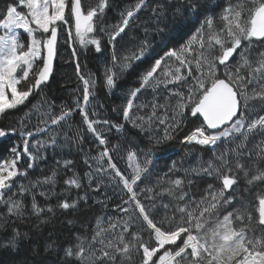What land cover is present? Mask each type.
<instances>
[{
    "label": "snow or ice",
    "instance_id": "snow-or-ice-1",
    "mask_svg": "<svg viewBox=\"0 0 264 264\" xmlns=\"http://www.w3.org/2000/svg\"><path fill=\"white\" fill-rule=\"evenodd\" d=\"M64 46L81 87L57 105L44 93ZM90 46L99 76L82 71ZM98 86L110 97L123 89L121 102H98ZM189 120L179 143L196 163L172 160L158 174V153ZM10 136L19 142L0 160V264H264V0H2L0 147ZM108 188L116 214L88 231L78 214L101 191L95 203L107 208Z\"/></svg>",
    "mask_w": 264,
    "mask_h": 264
},
{
    "label": "trees",
    "instance_id": "trees-1",
    "mask_svg": "<svg viewBox=\"0 0 264 264\" xmlns=\"http://www.w3.org/2000/svg\"><path fill=\"white\" fill-rule=\"evenodd\" d=\"M2 2V0H0ZM96 0H93V3H95ZM121 6H124L126 4H129L132 2V0H119ZM109 17L112 18L113 22H115V16L112 12L108 13ZM148 17V12L145 11L141 14V20H144ZM194 31V29H193ZM188 32V29H183L178 35H173L172 37L169 38L168 43L170 46H178L179 43H182L183 39H187V36L185 33ZM132 35L137 36V37H143V29L142 27H135L134 26V32ZM149 39L152 40L154 46H156V50L160 55H163V52L161 51L163 44L162 40L163 38L160 35H155L154 37L150 36ZM127 43L126 41H121V44ZM119 49V45L117 46ZM70 49L65 46V50L63 51V56L61 57L60 60L57 62V69H58V75H56L55 82L51 84L50 89L46 90L44 93V96L47 97L48 99L54 100L57 105H62L63 103L67 102L69 104L72 103V100L75 95L78 93L75 91L79 87H81L74 71V65L71 62L70 58ZM82 61V71H87L91 73H96L97 76L100 75L101 69L103 67V57L95 53L91 46L88 51L87 57H81ZM144 65H141V68H143ZM123 87H132L136 84V76H126L124 81L122 82ZM123 94V89L121 93H118L116 97H110L106 95L105 90L102 87H97L95 90V95L98 97V102H102L105 104V106L112 104L113 102L115 103H120V96ZM41 100V97H35L32 98V102L34 104H39ZM27 111V109H23L19 112H17V118L19 116L23 115V112ZM195 118H193L194 120ZM74 120L76 122H79L80 117L78 115H74ZM37 120L35 116H33L31 120V125L36 124ZM193 127L192 120H189L187 123V126L184 128V130L179 134L176 140L170 142V145L164 146V150L159 152L157 155V158L154 161L155 164V171L163 175V173L167 170L166 168V163H170V161L175 160L178 162H183L184 167H188L190 164L194 165L196 163L197 157L196 155H191L185 159V146L179 143V140L184 136L185 133L189 132ZM19 141L17 140L16 137L10 136L6 140L3 141V144L5 147H0V160H3L4 158L10 157V150L11 146H14L17 144ZM90 147V145H89ZM95 151L92 152V155H95ZM125 152L124 150H121V152L117 155H114V159L118 161V166L124 170L127 167V163L125 159H121L120 157L124 156ZM201 158L204 161H207L211 158V152L208 150H203L200 153ZM74 161H76L77 164V170L78 171H85L86 167L83 164V159L81 154H76L74 153L73 156L71 157ZM59 159V157H57ZM53 163L52 159V154L51 152L49 153L48 157V165H51ZM179 166V165H178ZM42 168L45 169V172L47 173V166L42 164ZM39 172L36 173L38 175ZM70 175V173H69ZM155 179V177H153ZM208 183H216L213 178H208ZM216 186H219L218 184ZM64 185L58 184L57 185V190L59 191L61 188H63ZM207 187V184L204 182H201L199 189L195 191L196 195H203V190ZM105 191L108 192V195L112 196V200L107 201L108 207L103 208L102 205L95 203V200H104L105 195L104 191H101L98 194H93L92 199L89 200L88 205L85 206L82 211L78 214L82 221L86 222L85 223V229L90 231L91 227L95 223V217L96 216H106V217H111L114 216L115 213V202L117 200V196L113 194V191L111 188L106 189ZM118 191V190H117ZM83 194V193H81ZM55 201L53 200V203ZM60 220L65 219V217L60 216V214H57ZM71 218V217H68ZM53 225H49L47 228L44 229V232L47 233L50 228H52ZM54 227L60 231L63 235H66L65 230L63 229V226L61 223L57 222ZM81 228V224L77 223L74 226V233L76 234L79 232ZM26 230V229H25Z\"/></svg>",
    "mask_w": 264,
    "mask_h": 264
},
{
    "label": "rangeland",
    "instance_id": "rangeland-1",
    "mask_svg": "<svg viewBox=\"0 0 264 264\" xmlns=\"http://www.w3.org/2000/svg\"><path fill=\"white\" fill-rule=\"evenodd\" d=\"M91 3H93V0H90ZM22 31V30H21ZM65 50V46L63 47V51ZM10 98V97H9Z\"/></svg>",
    "mask_w": 264,
    "mask_h": 264
}]
</instances>
